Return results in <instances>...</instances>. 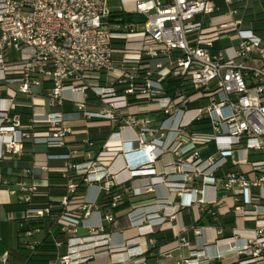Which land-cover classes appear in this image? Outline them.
Instances as JSON below:
<instances>
[{
	"label": "built area",
	"instance_id": "built-area-1",
	"mask_svg": "<svg viewBox=\"0 0 264 264\" xmlns=\"http://www.w3.org/2000/svg\"><path fill=\"white\" fill-rule=\"evenodd\" d=\"M109 1L0 0V160L20 155L27 140L66 150L61 166L34 162L23 172H60L66 193L57 204L36 206L48 194L0 170V189L22 205L12 214L21 244L34 250L45 231L32 224L58 209L68 252L48 264L86 262L78 229L99 204L81 186L99 184L115 207L163 185L167 195L152 203L164 201L163 219L190 210L194 238L176 224L175 244L161 254L186 247L177 264H264V38L236 6L251 0H224L223 12L214 0H121L116 11ZM66 103L82 114V149L69 146L77 124ZM101 126L110 131L98 144L90 129Z\"/></svg>",
	"mask_w": 264,
	"mask_h": 264
},
{
	"label": "crops",
	"instance_id": "crops-1",
	"mask_svg": "<svg viewBox=\"0 0 264 264\" xmlns=\"http://www.w3.org/2000/svg\"><path fill=\"white\" fill-rule=\"evenodd\" d=\"M214 1L222 7L223 12L225 9L224 0ZM236 6L239 7L237 17L245 20L244 27L256 29L264 38V0L237 2ZM254 20H260L261 23H255ZM226 44L227 41H220L216 45L221 47ZM35 90L39 91V88H35ZM19 99L22 102L29 101L26 96H19ZM87 108L97 110L99 107L95 103H91ZM28 110V107L19 106L15 111ZM65 111L66 118L73 124H77L74 133L68 136L69 146L82 149L83 141L86 138L84 126L80 125L82 114L70 103L65 104ZM90 131L91 138L99 144L100 140L108 135L110 128L107 126L93 127ZM98 144L93 149V155L98 154ZM62 150L48 149L45 142L40 139L27 140L20 155L12 160H0V170L12 183L21 179L28 182L33 180L42 191H49V194L61 196L66 193L65 180L61 179V183H56L52 188L49 187L50 176L62 177L60 172L38 167L34 175L28 178L23 177V172L30 168L34 162H46L51 167L61 166L65 160L50 159V152L59 151L62 153ZM157 167L161 170L160 164ZM154 180V182H158L160 179L154 178ZM102 195L103 189L97 183L85 186L83 190L84 199L99 205L79 225L78 234L88 237L87 246L81 252V255L88 259L79 264H135V260L143 256L146 257L147 264H177L181 256L188 254L186 247L173 250L169 254H161V251L174 246L175 243L171 242L174 240L176 224H181L190 230L187 235L194 238L191 229L194 218L190 210L183 209L178 221L170 218L163 219L158 208L164 205V201L158 200V205L152 203L157 197L167 195V189L163 185L156 186V190L153 192L142 195L128 193L115 207L110 202L105 203V200H101ZM15 205H21L18 202V197L11 195L5 189H0V257L6 253L9 255L6 264H24L23 251L20 249L23 245L20 242L18 222L12 217V214L18 210ZM142 224H152L154 232L142 235L139 229ZM62 236L66 242L57 245L56 255L52 261L58 260L68 252L67 236L64 233ZM150 240H154V243H151Z\"/></svg>",
	"mask_w": 264,
	"mask_h": 264
},
{
	"label": "trees",
	"instance_id": "trees-1",
	"mask_svg": "<svg viewBox=\"0 0 264 264\" xmlns=\"http://www.w3.org/2000/svg\"><path fill=\"white\" fill-rule=\"evenodd\" d=\"M116 17H122L124 20H132L131 14H126L122 12L115 13ZM59 153V154H57ZM66 152L62 150V153L59 151L50 152V159H62L65 160ZM61 179L64 181L63 177H58L51 175L49 180V187L52 188L56 183H61ZM62 181V182H63ZM85 188L84 185L81 186V191ZM48 195L40 197L36 201V206L45 207L51 204H57L54 198L59 197L56 194H49V191L46 192ZM55 193V192H54ZM62 196V195H61ZM80 198V197H79ZM105 203H109L108 200H105ZM58 209H54L53 213L46 216L42 221L34 222L33 227H41L44 229L45 234L42 238L40 244L36 245L34 250L22 246L20 249L23 251L24 255V264H48L49 261L53 260L57 250V243H65L66 239L62 236L63 232L61 227L57 222ZM22 229L19 228V232Z\"/></svg>",
	"mask_w": 264,
	"mask_h": 264
},
{
	"label": "rangeland",
	"instance_id": "rangeland-1",
	"mask_svg": "<svg viewBox=\"0 0 264 264\" xmlns=\"http://www.w3.org/2000/svg\"><path fill=\"white\" fill-rule=\"evenodd\" d=\"M108 5H109V8L111 10L116 11V10H119L121 8L122 2H121V0H111V1H109ZM254 21H255V23H258V24L261 23L260 20H257V21L254 20ZM177 120H178V115L175 116V118H173V117L172 118H168L166 120V122H165V127L166 128H172L173 129L176 126ZM171 133L174 134V132H171ZM15 208L16 209H20V208H22V205H18V206L15 205Z\"/></svg>",
	"mask_w": 264,
	"mask_h": 264
}]
</instances>
